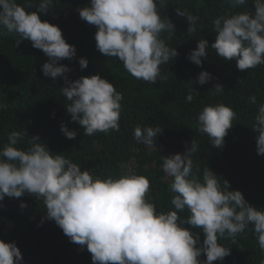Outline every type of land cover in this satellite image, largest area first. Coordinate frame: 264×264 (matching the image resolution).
Instances as JSON below:
<instances>
[{
  "label": "clouds",
  "instance_id": "1",
  "mask_svg": "<svg viewBox=\"0 0 264 264\" xmlns=\"http://www.w3.org/2000/svg\"><path fill=\"white\" fill-rule=\"evenodd\" d=\"M168 0H90V6L78 8L79 18L96 27L95 47L99 53L114 57L135 79L156 84L161 78V65L178 55L161 34L171 39L175 26L161 16L159 8ZM53 0H0V34H12L21 41H30L35 49L48 58L41 66L45 77H61L60 88L69 101L66 111L71 121L79 124L84 135L119 131L123 94L99 74L70 81V69L59 61L72 60L76 49L65 41L61 29L40 14L52 9ZM230 8L246 5L248 0H224ZM253 11L225 13L213 20L214 42L209 45L199 39L188 59L201 65L211 47L225 61H234L240 71L264 64V0H252ZM34 11H28L29 8ZM186 17L196 31V18L175 9ZM86 69V58L78 60ZM211 74L201 71L196 83L204 85ZM219 95L225 90L216 84L211 90ZM193 87L186 100H193ZM248 102L257 104V97L249 95ZM236 112L222 103L207 105L197 114V131L206 135L215 148H222L224 138L233 127ZM251 130L256 133L258 155H264V103L258 104ZM60 131L74 139L76 131L63 123ZM160 127L133 129V139L156 150ZM26 132L12 131L7 143L0 148V201L5 196L19 198L25 194L42 200L44 218L52 220L70 242L86 246L93 264H213L231 254L219 239H230L246 233L251 226L259 249L264 254V210L252 207L239 190L229 191V182L221 181L208 167L202 177L194 172L192 155L198 144L191 140L182 156L177 153L162 157L161 170L168 179L172 209L158 211L150 197V181L143 175L122 174L117 178L94 176L89 170L62 154H50L46 145L32 136L26 149L16 145ZM196 172L199 166L196 165ZM21 208L27 207L21 202ZM187 212L186 216L180 213ZM43 220L41 221V223ZM187 225V227H185ZM196 231L193 232L192 230ZM198 229V231H197ZM201 236L203 237L201 243ZM201 254L206 259H201ZM0 264H23L15 242L0 240ZM264 264V260L260 261Z\"/></svg>",
  "mask_w": 264,
  "mask_h": 264
},
{
  "label": "trees",
  "instance_id": "2",
  "mask_svg": "<svg viewBox=\"0 0 264 264\" xmlns=\"http://www.w3.org/2000/svg\"><path fill=\"white\" fill-rule=\"evenodd\" d=\"M156 2L159 4V0ZM17 3L23 5L24 0ZM85 6H90V0H53L52 9L41 13L40 19L58 26L65 41L75 46L72 60L59 61L70 69L66 73L70 81L99 74L123 94L119 131L84 135L81 126L71 121L66 111L69 101L60 90L65 86L63 78L53 80L41 72L47 56L33 48L30 41L16 45L18 37L5 33L0 34V148L12 131L26 132L17 147L26 149L31 137L38 136L50 154H62L94 176L143 175L150 181V197L157 210L166 212L172 206L168 179L161 170L162 157L177 153L183 156L193 139L198 144V151L191 157L193 172L202 177L208 167L221 183L223 179L229 182V191L239 190L252 207L264 210V155L257 154V134L251 130L258 104L264 103V64L240 71L234 61L222 60L211 47L207 49V57L201 58V65L188 59L199 39H205L209 45L214 42L212 22L216 17L251 12L252 0L236 9L224 0H168L158 10L162 18L167 17L173 23L175 32L171 39L167 38V32L161 38L178 55L160 66L161 78L152 85L132 77L116 58L98 52L94 39L96 27L81 20L77 11ZM175 9L196 18V31L187 32L192 25L186 17L177 15ZM81 57L88 61L83 70L78 63ZM201 71L211 74L204 85L195 82ZM216 84L225 91L214 95L209 90ZM192 87L196 92L193 100L187 101ZM249 95L257 97V104L248 102ZM217 103L231 107L237 114L222 148L213 147L207 136L197 131V114L204 106ZM62 123L76 131L74 139L66 138L60 131ZM137 125L161 128L156 137V150L133 139ZM21 202L27 207L21 208ZM45 211L43 201L32 195L5 196L0 201V240L15 242L23 264H93L86 246L70 242L54 221L44 218ZM180 215L186 216L187 212ZM250 229L251 226L246 233L239 234L235 243L219 239L218 243L228 246L231 254L213 264H260L264 254ZM202 240L201 236V243ZM200 258L206 259V256L201 254Z\"/></svg>",
  "mask_w": 264,
  "mask_h": 264
},
{
  "label": "rangeland",
  "instance_id": "3",
  "mask_svg": "<svg viewBox=\"0 0 264 264\" xmlns=\"http://www.w3.org/2000/svg\"><path fill=\"white\" fill-rule=\"evenodd\" d=\"M0 100H1V97H0Z\"/></svg>",
  "mask_w": 264,
  "mask_h": 264
}]
</instances>
